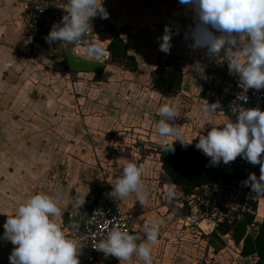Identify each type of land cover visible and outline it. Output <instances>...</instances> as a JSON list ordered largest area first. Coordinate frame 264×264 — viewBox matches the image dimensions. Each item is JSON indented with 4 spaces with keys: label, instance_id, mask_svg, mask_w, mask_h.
<instances>
[{
    "label": "crops",
    "instance_id": "1",
    "mask_svg": "<svg viewBox=\"0 0 264 264\" xmlns=\"http://www.w3.org/2000/svg\"><path fill=\"white\" fill-rule=\"evenodd\" d=\"M29 1L0 0V173H3L0 178V234L4 231L2 219L35 192L59 194L62 215L66 201L74 200L81 192L88 191L85 203L99 199L98 192L102 188L114 186L125 159L139 157L138 163L145 168L141 180L146 189L165 192L168 184L162 182L157 151L178 138L157 135L155 124L160 119L158 108L161 104L168 103L175 109L174 123L179 126L180 139L194 146L197 132L206 134L212 126L228 118L220 111L208 116L199 111L202 100L211 103L202 94L207 70L224 57L209 58L204 49L189 47L191 40H186L184 34L192 23L191 12L178 0H103L109 13V29L96 36L97 50L109 55L107 45L117 34L127 45L126 53L135 58L137 67L130 71L112 61L109 55L99 72L70 69L66 46L59 42L43 45L34 40L33 33L24 30ZM166 24L172 31V47L168 54L158 48V37ZM160 57L163 60L173 57L181 66L183 79L180 90L175 93L162 94L152 86V74ZM197 62L203 66L206 78L194 68ZM49 71L50 76L88 74L98 81L77 85L72 80L60 84L55 79L44 83L43 75ZM63 93L66 95L62 98ZM127 139L136 143L132 146L134 150H125L120 144V140ZM41 156L47 157L43 163L37 161ZM11 171L13 175L9 174ZM148 193L149 201L145 205L135 201L132 193L117 199L122 208L131 209L136 215L135 228L130 234L143 235L145 220L160 217L163 224L151 252L171 251L175 246L171 244L172 237L179 236L177 222L183 218L177 214L179 200L169 201L165 194L160 198L153 196L155 192ZM175 193L176 199L182 196ZM182 197L193 205L190 197ZM254 200V222L260 223L264 215V197L256 196ZM61 217L52 219L58 223ZM214 229L215 226L203 229L205 233L198 234L185 228L198 235L195 240L200 243L204 242L202 237L207 236L203 244L211 250H215L213 240H217L221 246L232 245L240 254L241 243L236 244L229 235L220 236V240L212 238ZM10 245V241L0 235V264H9L8 256L14 247ZM84 253L83 249L79 259ZM162 260L159 257L152 262L169 264ZM141 262L133 257L130 264ZM119 264L129 262L119 260Z\"/></svg>",
    "mask_w": 264,
    "mask_h": 264
},
{
    "label": "clouds",
    "instance_id": "2",
    "mask_svg": "<svg viewBox=\"0 0 264 264\" xmlns=\"http://www.w3.org/2000/svg\"><path fill=\"white\" fill-rule=\"evenodd\" d=\"M178 3L191 12L192 23L184 38H190L189 47L192 50L204 49L209 58L224 57L229 73L238 77L244 89L264 88V0H178ZM97 16L100 19L109 16L103 0H67L66 14L59 23L52 24L44 37L45 42L76 45L84 56L94 57L97 45L87 36L92 32L91 20ZM171 37L172 31L166 24L158 37L161 52L169 53ZM194 68L202 78H206L199 62ZM202 101L198 108L204 116L220 107L218 102ZM158 112L160 119L155 124L157 135L161 138L176 136L187 145L180 139L179 126L174 123L175 109L163 103ZM232 113L234 118H226L222 124L212 126L206 134L197 132L195 147L210 158L211 166L221 162L228 164L237 156L253 165L259 164V177L249 173L241 183L251 193L264 196V110L238 105L232 108ZM172 149L173 143L164 146L165 151ZM125 160L119 176L114 179L110 195L124 198L132 193L135 201L145 205L149 201V193L141 180L145 168L133 159ZM87 193L81 192L74 200L66 201L75 213H80ZM174 196V185L169 184L165 189V199L171 201ZM60 200L59 194L53 196L35 192L19 203L11 215L7 214L2 226L4 231L0 235L14 246L8 256L9 264H79L81 244L68 234L62 224L52 219L62 216L58 206ZM162 224L163 220L157 216L145 220L141 235L130 234L114 223V219H105L104 231L94 234L97 237L94 248L129 264L133 257L143 264H153L151 250L158 240ZM68 227L73 233L79 228L75 223Z\"/></svg>",
    "mask_w": 264,
    "mask_h": 264
},
{
    "label": "built area",
    "instance_id": "3",
    "mask_svg": "<svg viewBox=\"0 0 264 264\" xmlns=\"http://www.w3.org/2000/svg\"><path fill=\"white\" fill-rule=\"evenodd\" d=\"M28 6L29 11L23 21L24 30L31 33L39 30L49 31L52 24L59 23L62 16L66 14L67 0H30ZM108 18L100 19L98 16L92 18V32L88 34L87 39L95 44L96 36L108 31ZM59 43L65 46L64 42ZM66 47L70 48L72 55L82 54L79 46L67 45ZM226 62L225 59H222L216 66L208 69L207 78L202 86L203 90L212 94L211 103H219L220 107L216 111L223 112L228 118H234L232 113L234 106L258 107L264 110V88L260 90L244 89L238 77L229 73ZM244 96L247 97L246 100H244ZM224 168L222 175L212 185L206 186L201 192L190 196L193 205L190 208V213L183 216L181 220L183 226L195 230L198 234H203L205 230L201 228V222L208 221L214 227L224 219L233 218L236 212L248 209V199H254L256 196L241 182L247 178L249 173L256 171L252 168L242 169L236 166ZM79 211L80 213H75V209L67 204L58 221L84 249L85 253L79 259V264H119L118 258L110 254L105 255L94 248L97 241L94 234L104 231L105 219H114V223L122 229L129 232L134 231L136 224L134 211L122 208L117 199L112 197L99 198L91 203H84ZM72 223L79 226L74 233L68 227Z\"/></svg>",
    "mask_w": 264,
    "mask_h": 264
},
{
    "label": "trees",
    "instance_id": "4",
    "mask_svg": "<svg viewBox=\"0 0 264 264\" xmlns=\"http://www.w3.org/2000/svg\"><path fill=\"white\" fill-rule=\"evenodd\" d=\"M48 32V30L36 31L33 33V38L47 45L49 43L45 42L44 37ZM126 48L127 45L122 38L115 34L106 49L112 61L118 62L130 71H135L136 60L126 53ZM182 79L183 71L175 58L163 60L160 57L158 59L157 67L152 74V86L156 90L162 94L175 93L180 90ZM202 94L212 100V94L209 91L204 89ZM183 142L188 143L184 140ZM171 143H173V149L165 151L164 146ZM157 152L162 170V182L174 185L175 191L182 196L190 197L201 192L204 187L212 185L225 170L219 164L211 166L210 158L201 150L190 143L184 145L178 139L167 142ZM254 174L258 178L260 169ZM247 206V210L236 212L233 218L218 222L211 237L220 240V236L229 235L236 244L241 243L240 255L242 257L254 256L252 264H264V215L260 223L254 222L256 201L253 198L248 199Z\"/></svg>",
    "mask_w": 264,
    "mask_h": 264
},
{
    "label": "rangeland",
    "instance_id": "5",
    "mask_svg": "<svg viewBox=\"0 0 264 264\" xmlns=\"http://www.w3.org/2000/svg\"><path fill=\"white\" fill-rule=\"evenodd\" d=\"M61 49V48H60ZM61 52L63 51L62 49L60 50ZM47 67L44 68V70H46ZM43 72V70H42ZM46 71H44L45 73ZM51 71L48 72V74H44L43 75V82L44 83H50V82H54L55 79L59 80L60 84L66 83L67 80L70 81H75L77 83V85H82L83 83H87V82H97L98 79L96 80L94 77L88 76V74H83V73H74V74H70L69 75H65V74H57V76H50ZM71 81V82H72ZM70 83V82H69ZM66 94L63 93L62 94V98L63 96H65ZM80 97V96H79ZM66 98V97H64ZM81 99V98H80ZM120 144H122V147L128 150L133 149L132 146H136L133 141L127 139L126 140H120ZM134 150V149H133ZM135 161L138 163L140 162L139 157H135ZM47 157L45 156H41L37 158V161L39 163H43L44 161H46ZM219 165L221 167H230V166H236L238 168H249V166H252L254 171H257L258 169H260V165L259 164H251L248 163L245 160H240L237 159V157L229 162L228 164H224V163H219ZM14 171H11L9 174L13 175ZM31 174V173H28ZM2 175L3 173H0V178L2 179ZM16 175V173H15ZM34 176H36V172L33 173ZM13 179V178H12ZM32 182L34 181L33 176H31ZM11 185H13V183H11ZM111 186H107L102 188L98 194L100 195V198H108V197H112L114 199H118L116 197H113L110 195L111 192ZM148 192H150L151 195H153V193L155 192V194L153 196H159L161 198L162 195L165 194L164 191H157V190H152V189H147ZM158 192L160 194H158ZM176 194V193H175ZM179 200L178 202V206H177V214L179 217L184 216L186 214L190 213V208L191 205L189 203V200H186L185 198H183L182 196H180L179 199H176V196L173 197L172 201H176ZM118 201V200H117ZM119 202V201H118ZM259 218V217H258ZM6 218L2 219L3 222H5ZM257 221V220H256ZM177 225L179 226L178 231H179V236H175L172 237V243L175 246L173 247V249L171 251L168 252H161L160 254L158 253H153L151 252V256H152V260L155 259H159V257L164 260V261H168L169 264H252V262L254 261V259L252 258H242L241 255L235 250V248L232 245H229L228 243H225L227 240L226 238H224V245L221 246L220 242L217 240H213L214 244L216 245L215 250L214 249H210L209 247H207V245L203 244L204 242L207 241V236H203V240L204 242H199V240H195L196 237H199L198 235H195V233L193 232H188L185 230V226L182 227L181 222H177ZM185 231V232H183ZM201 238V239H202ZM12 246V245H10ZM83 253V249L80 248V253L79 255ZM160 261V262H162ZM141 264H143V262H141Z\"/></svg>",
    "mask_w": 264,
    "mask_h": 264
},
{
    "label": "water",
    "instance_id": "6",
    "mask_svg": "<svg viewBox=\"0 0 264 264\" xmlns=\"http://www.w3.org/2000/svg\"><path fill=\"white\" fill-rule=\"evenodd\" d=\"M66 60L68 67L72 70L78 71H92V72H99L103 69L109 55L105 51H98L97 54L93 56H84L82 53L79 56L72 55L71 50L69 47L66 48ZM82 57L86 60H82ZM237 159L243 160L240 156H237Z\"/></svg>",
    "mask_w": 264,
    "mask_h": 264
},
{
    "label": "bare ground",
    "instance_id": "7",
    "mask_svg": "<svg viewBox=\"0 0 264 264\" xmlns=\"http://www.w3.org/2000/svg\"><path fill=\"white\" fill-rule=\"evenodd\" d=\"M261 210H262V207H261ZM200 226L202 229H211L212 228V224L208 221L201 222Z\"/></svg>",
    "mask_w": 264,
    "mask_h": 264
}]
</instances>
